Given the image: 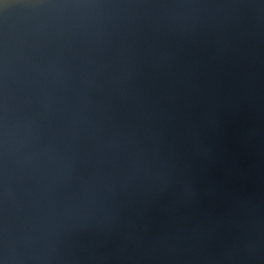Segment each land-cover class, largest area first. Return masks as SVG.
Wrapping results in <instances>:
<instances>
[{"label":"water","instance_id":"water-1","mask_svg":"<svg viewBox=\"0 0 264 264\" xmlns=\"http://www.w3.org/2000/svg\"><path fill=\"white\" fill-rule=\"evenodd\" d=\"M0 264H264V0H0Z\"/></svg>","mask_w":264,"mask_h":264}]
</instances>
